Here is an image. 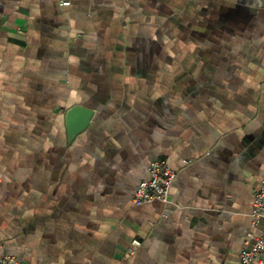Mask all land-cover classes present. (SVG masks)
I'll list each match as a JSON object with an SVG mask.
<instances>
[{"label":"crops","instance_id":"crops-1","mask_svg":"<svg viewBox=\"0 0 264 264\" xmlns=\"http://www.w3.org/2000/svg\"><path fill=\"white\" fill-rule=\"evenodd\" d=\"M263 178L264 0H0V258L239 264Z\"/></svg>","mask_w":264,"mask_h":264},{"label":"built area","instance_id":"built-area-1","mask_svg":"<svg viewBox=\"0 0 264 264\" xmlns=\"http://www.w3.org/2000/svg\"><path fill=\"white\" fill-rule=\"evenodd\" d=\"M68 4L69 1H62ZM177 177V171L164 158L152 160L148 167V175L140 180L133 195V202L141 205L153 200L170 202L172 198V185ZM264 217V178L260 187L255 191L253 202V225ZM143 245L142 239L133 238L128 247V253L134 254L138 247ZM264 253V230L258 235L249 233L245 238L239 252V264H264L262 254ZM0 264H27L10 254H4L0 258Z\"/></svg>","mask_w":264,"mask_h":264},{"label":"water","instance_id":"water-1","mask_svg":"<svg viewBox=\"0 0 264 264\" xmlns=\"http://www.w3.org/2000/svg\"><path fill=\"white\" fill-rule=\"evenodd\" d=\"M93 115L94 110L92 108L81 104H76L69 109L67 114V127L71 140L88 126Z\"/></svg>","mask_w":264,"mask_h":264}]
</instances>
